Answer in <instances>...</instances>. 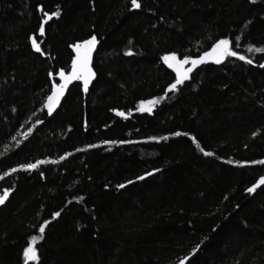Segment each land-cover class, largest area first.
Returning <instances> with one entry per match:
<instances>
[{
    "label": "trees",
    "instance_id": "16d2710c",
    "mask_svg": "<svg viewBox=\"0 0 264 264\" xmlns=\"http://www.w3.org/2000/svg\"><path fill=\"white\" fill-rule=\"evenodd\" d=\"M140 2L0 0V264H23L45 220L35 264H264V185L246 191L264 176L252 163L264 160V53L247 51L264 47V0ZM37 5L61 10L38 39L44 55L29 40ZM91 35L88 92L73 81L48 117L69 45ZM222 38L253 64L209 61L166 93L175 73L161 56L197 58ZM37 160L47 163L20 168Z\"/></svg>",
    "mask_w": 264,
    "mask_h": 264
},
{
    "label": "snow or ice",
    "instance_id": "6c2138e0",
    "mask_svg": "<svg viewBox=\"0 0 264 264\" xmlns=\"http://www.w3.org/2000/svg\"><path fill=\"white\" fill-rule=\"evenodd\" d=\"M250 3L255 4L256 0H249ZM131 8L132 9H140L141 8V2L140 0H130ZM37 11H39L42 14V19L39 23V29H38V36L32 35L29 36V40L31 42V46L34 49L35 52L40 53L41 55H44V52L42 51L40 44L38 43L39 37H43L45 35V24L51 20L53 17L59 18L61 15L60 7L57 6L56 10L49 13L44 9L43 6L37 5ZM251 23V22H249ZM236 40V47H239V41L240 37L237 36L235 38ZM98 43L97 36L91 35L89 38L71 44L69 47L73 50L75 55L71 59V70L65 71V69L61 68L58 72H56V75L59 78V82H54L51 84L50 88V94L46 97L45 103L43 105L44 108L47 109V112L49 115H52V113L55 111L57 105L60 103L61 98L65 95V90L68 88V86L73 82H82L83 91L86 93L89 90V85L92 82L95 73L92 70V67L90 66L91 60H92V54L94 49L96 48ZM248 52H257V53H264V47H257L253 48L249 46L247 48ZM127 55H131L132 53L129 51L126 53ZM234 57L240 61H244L246 64H253V61L251 59L246 58L244 55L239 54L236 50H233L232 41H230L228 38H222L217 39L212 45L211 48L205 52H203L201 55H199L197 58H191L187 55L183 56V58H178L176 52H170L160 57L163 64L167 66V68L171 69L175 73V79L173 82L169 83L166 88L167 92H176L178 89V86L184 84L185 81L189 80L190 74L193 72L194 69H196L199 65H203L209 61L215 64H221L226 58ZM259 67L264 68V64H260ZM49 77L53 76V72L48 73ZM160 98H154L149 100H142L139 102L137 110L139 112H151L153 107L159 103ZM117 116H125V113L122 111H116ZM126 118V117H125ZM28 132L31 133L32 129L29 128ZM175 136H180V132L173 133ZM183 135H187V133H183ZM255 135V133H254ZM15 140V137H13ZM152 139H155L154 137ZM161 139L166 140L167 137H162ZM193 143L196 144V147L205 155V156H212V152L205 151L204 148L201 147L199 142L196 141V138L193 137ZM19 143V141H17ZM121 143H127V141H121ZM89 147H92L91 145ZM61 159H64V157H61ZM47 163L45 160H37L35 163H28V164H22L20 165V168L24 171H32L34 169H37L40 165ZM254 164H264V160L259 161H252ZM12 172H16L17 169L13 168L11 170ZM155 171H159V169H156ZM7 175V173L5 174ZM43 175V173H41ZM145 175H152L151 172L145 173ZM137 180H143L145 179V176H138L136 177ZM134 181L129 180L126 183L132 184ZM261 185H264V176L260 177V179L255 182L251 187L247 188L248 193H254L257 188H259ZM107 187V185L105 186ZM117 189H123L126 187L125 183H121L116 185ZM9 197V189H5L3 191V194L0 195V205L5 204V201ZM60 212H56L53 214V218L60 216ZM49 224V221L45 220L44 223L40 224L38 227V233L39 235H32L29 237L27 241V246L23 248L22 252V258H23V264H29V262H38L39 256L37 251V241L42 240L44 238L45 228ZM215 230V229H214ZM207 239V237L205 238ZM195 251V249H194ZM181 264H183V261H181Z\"/></svg>",
    "mask_w": 264,
    "mask_h": 264
},
{
    "label": "water",
    "instance_id": "95a60500",
    "mask_svg": "<svg viewBox=\"0 0 264 264\" xmlns=\"http://www.w3.org/2000/svg\"><path fill=\"white\" fill-rule=\"evenodd\" d=\"M58 77V76H57ZM52 83H54V81H52ZM66 91H67V89L65 90V95H66ZM49 94H50V92H49ZM48 94V95H49ZM47 95V96H48ZM65 95L61 98V101H60V103L57 105V107H56V109H55V111L52 113V115L57 111V109L59 108V106L61 105V103H62V100H63V98L65 97ZM46 100V99H45ZM45 103V102H44ZM44 110H45V112H46V114H47V116L48 117H50V116H52V115H49L48 114V112H47V109L46 108H44ZM3 193H0V195H2ZM2 205H0V207H1Z\"/></svg>",
    "mask_w": 264,
    "mask_h": 264
}]
</instances>
